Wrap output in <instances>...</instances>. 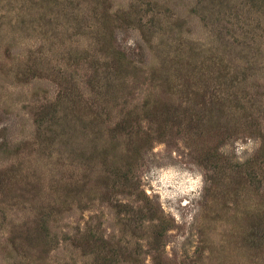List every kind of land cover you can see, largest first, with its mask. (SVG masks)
Returning <instances> with one entry per match:
<instances>
[{
    "label": "rangeland",
    "instance_id": "obj_1",
    "mask_svg": "<svg viewBox=\"0 0 264 264\" xmlns=\"http://www.w3.org/2000/svg\"><path fill=\"white\" fill-rule=\"evenodd\" d=\"M0 264H264V0H0Z\"/></svg>",
    "mask_w": 264,
    "mask_h": 264
},
{
    "label": "trees",
    "instance_id": "obj_2",
    "mask_svg": "<svg viewBox=\"0 0 264 264\" xmlns=\"http://www.w3.org/2000/svg\"><path fill=\"white\" fill-rule=\"evenodd\" d=\"M119 59H121L120 57H119ZM142 108H145L146 110H148V112L146 113V115L147 116H149V115H151L152 113L154 114V113H156L155 111H153V110H156V111H159L160 109H161V112H164V111H166L167 113H169L170 112V108L166 105V104H163L162 106H161V103H158V102H152L151 103V101L149 102V103H147V106L145 107L144 105L142 106ZM134 111H131L130 113H128V118L125 120V121H127V125H126V127H128V126H131L132 124H133V118H134ZM75 118H77L76 116H74L72 119H75ZM66 118H64V117H58L56 120H55V123L57 124V127L54 129L55 130V132H54V135H53V139L55 140L56 138L57 139H64V137H66V135L67 134H69L70 135V131H69V129L70 128H74V124H73V122L71 123L70 121H71V119H67V120H65ZM156 126H157V128L158 129H163V128H166L167 126L165 125V124H163V123H160V124H156ZM70 140V139H69ZM149 142H150V140H149ZM148 142V143H149ZM147 143V144H148ZM115 148H117V146L116 145H114V147L112 148V150H115ZM112 150H110V151H105V150H102V152H104L105 151V153H106V155H108L109 154V152H112ZM96 152H97V150H96ZM131 157H132V159H136V154L135 153H132L131 154ZM129 163H130V166L134 163V161H129ZM129 169V173L132 171V168H128ZM126 173V172H125ZM128 173V172H127ZM82 185H84V184H82ZM84 236V240H87V238H88V240H90V238H89V236H88V234L86 233V234H84L83 235ZM97 241V240H96ZM96 241H94V242H96Z\"/></svg>",
    "mask_w": 264,
    "mask_h": 264
}]
</instances>
